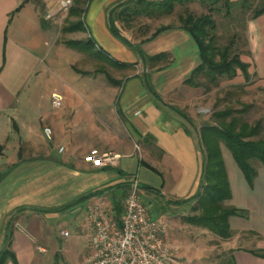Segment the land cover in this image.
Listing matches in <instances>:
<instances>
[{
	"label": "crops",
	"instance_id": "crops-1",
	"mask_svg": "<svg viewBox=\"0 0 264 264\" xmlns=\"http://www.w3.org/2000/svg\"><path fill=\"white\" fill-rule=\"evenodd\" d=\"M118 1L91 0L83 14L84 31L68 32L86 34L84 40L91 38L111 61L134 65L122 68L96 60L116 69V76H112L100 68L112 76L113 82L105 75L115 96H79L75 102L70 92L54 88L50 94L58 91L63 95L60 110L56 112L58 108L52 106L53 113L37 112L32 118L36 124H31L27 105L41 102L35 97L38 89L34 81L50 54L46 46L54 42L48 20L51 17L33 0H0V144L3 145L0 170H6L0 180V250L6 247L11 252L6 264H51L44 255L47 249L34 242L31 231L24 225L36 222L43 213H86L88 201L109 194L107 190L83 203L67 205L94 190L116 185L115 193L126 195L131 189V179L138 180L132 169L134 166L137 169V152L141 154L140 166L150 168L148 164L161 176L159 182L147 184L144 199L149 201L150 204L146 203L155 216L166 219L168 234L173 239L183 237L181 243H203L202 238L208 232L215 243H221L225 253L230 252L223 255L224 264H264V167L261 164H255L257 176L249 184L230 151L227 149L223 155L231 189L225 205L245 211L229 217V237L187 221V217L199 214L194 208L197 199L191 197L200 188L203 163L200 137L203 124L196 127L197 116L189 110L199 99L201 87L186 83L200 63L195 40L178 27L159 32L142 42L141 48L147 56L167 52L170 63L160 69L145 67L141 57L109 30L108 9ZM123 31L134 42L144 37L137 35L135 29ZM246 33L247 52L241 58L249 64L251 76L257 78L249 87L264 88V13L247 21ZM77 69L92 77L99 71ZM144 72L148 73L149 83L161 102L145 87L141 77ZM238 77L239 83H245L241 72L235 78ZM263 97L259 104L264 110ZM99 103L102 108L95 106ZM45 127L52 129L51 138L45 135ZM12 145L13 151L25 154L8 162L6 152ZM106 152L120 155L116 166L96 168L84 161L88 154ZM156 201L160 207L155 206ZM245 234L254 237L250 241L256 248L237 244L240 236L247 237Z\"/></svg>",
	"mask_w": 264,
	"mask_h": 264
},
{
	"label": "trees",
	"instance_id": "trees-1",
	"mask_svg": "<svg viewBox=\"0 0 264 264\" xmlns=\"http://www.w3.org/2000/svg\"><path fill=\"white\" fill-rule=\"evenodd\" d=\"M89 2L90 0H74V5L70 8L67 16V24L62 28L64 33L84 31L83 14ZM194 2L203 5L206 12H192L189 6ZM179 7H183V9L178 13V24L160 25L151 31L154 21L172 15ZM223 11L225 18L246 27L248 20L264 13V0H119L108 9L107 25L111 33L137 53L144 66L150 69H160L168 65L170 63L169 54L162 52L147 56L141 48V43L169 28L184 29L195 40L200 57L199 65L186 79V83L204 87L206 91H210L224 80H233L241 72L245 83L239 85L238 88L243 90L251 82L249 64L242 60L241 54L235 47L236 39L240 38L239 33L234 32L226 42H220L221 36L218 32L219 25L215 14L223 13ZM147 20H151V22H145ZM124 28L135 29L137 35L144 37L140 41L134 42L129 35L124 33ZM149 32L150 35L147 37ZM65 43L87 53L95 60L108 62L115 67H134L133 64L117 63L106 58L104 53L96 48L91 38L67 40ZM96 72L98 71L96 70ZM104 73L108 80L113 82L112 76L107 72ZM141 77L150 94L161 102V98L149 83L148 73L144 72ZM236 92L233 88L226 89L224 100L228 105L223 109H214L211 112L210 121L200 128L203 145L200 188L194 197H191V199H197V205L194 208L199 210V214L187 217V221L190 223L206 227L224 238L231 235L229 217L244 214L245 211L225 205V201L231 197V189L221 145L223 144L230 151L249 184H252L257 176V169L253 161H259L264 167V117L252 121L244 117L254 108L253 103H243L236 99L240 104L239 108L229 104L230 98L236 95ZM2 152L3 145L0 144V155ZM146 166L154 169L148 164ZM4 174L0 172V180ZM115 186L111 185L86 193L67 206L83 203L107 190L120 210L117 198H123L127 194L118 196L115 193ZM10 255L11 252L6 247L2 248L0 264H6Z\"/></svg>",
	"mask_w": 264,
	"mask_h": 264
},
{
	"label": "rangeland",
	"instance_id": "rangeland-1",
	"mask_svg": "<svg viewBox=\"0 0 264 264\" xmlns=\"http://www.w3.org/2000/svg\"><path fill=\"white\" fill-rule=\"evenodd\" d=\"M33 1L37 2L40 9H43V12H45V15H47V17H51L48 20L52 25V38L54 42L50 46H46V50H49L50 54H48V57L42 64V68L40 69L42 72L37 78H35L34 81L36 84L35 87H37L38 89L35 97L39 98V101L41 102L40 104L36 103L38 106L34 105L33 103H29L27 105V116L29 117V123L36 124V120H33L32 118L37 114V112L41 113L42 110H45L47 114L54 112V108H52L51 105L52 103L50 94L51 90H53L54 88H57V90L59 91L64 90L66 92H70L71 98L75 102V97L77 98L79 96H105L107 98H112L113 96H115L112 84H110V82L106 79L104 71L106 70L112 76H116V69H112L111 66H108L105 63L93 60L89 58V56L87 57L79 50H76V48L65 43V41L69 40L70 38L84 40V38L86 37V34H83L81 32H77L74 35L70 33H64L62 31L64 25L67 24V16L70 8L74 5V0L66 10L64 8H61L62 0ZM189 8L194 13L206 12V8L199 2L191 3ZM182 9L183 7H179L172 15L164 16L154 21L152 29L154 30L160 25L178 24V13L182 12ZM215 18L219 25L218 32L221 36L220 42H226L228 37L234 32L239 33L240 38L236 39L235 47L241 55H244L247 52L248 42L246 27L239 25V23L233 22L229 18H225L224 11L223 13H216ZM53 47L55 48L54 50L52 49ZM77 68H89L92 71L99 69L100 71L93 73L96 76L92 77L89 74H82V72L77 71ZM100 68H104V71H102ZM256 79L257 78L252 75L251 83H254ZM241 84L242 82L239 83L238 77L229 81L224 80L220 83L219 86L212 88L210 91H206L204 87H201V93L198 96L199 99H197L194 105H192V107H190L189 109L192 111L191 114H193V116H197V118H195V121L197 123L196 127H198V125L208 123L210 121L211 112L214 109H223L228 105V103L224 100L225 90L231 88H233L237 92L236 95L230 98L229 104H232L233 107L239 108L240 104L237 103L236 99L240 100L243 103H253L254 108L251 109L249 113L245 114L244 117L247 120L251 121L263 117V106H261L259 102L262 101L261 97L264 96V88H250V84H248L246 86H248L249 88H246L245 86L243 90H240L238 86ZM95 106H97L98 108L103 107H101V103ZM36 107H38L40 110L38 111V108ZM186 109L187 108H185L184 111ZM55 110H57L56 112H58L60 108ZM13 147L14 146L12 145L6 152V158L8 162L14 161V159L25 154V152L23 151H13ZM222 148L225 151L224 152L222 150V155H224L226 154L227 148H225L223 144ZM140 155L141 154L137 152V169L135 168L136 166H134L132 169L134 173H137L138 182L140 184V187L138 188V194L144 202L149 203L148 200L146 201L144 199L146 195L143 191L144 189H146L147 184L159 182L161 176L158 172L153 171L150 168L145 167L144 165L140 166L141 164L138 162V160L140 159ZM253 163L260 165V162L257 160H254ZM5 171L6 170H0V172L2 173ZM145 180H148L151 183H148ZM156 202L155 206L160 207L158 201ZM163 208H165V210L167 209L165 204L163 205ZM86 218L87 215L85 212L77 214H72L71 212L60 214L47 213L46 215L43 213L42 215L40 214L39 220L32 224H29L28 226L26 224L24 226L31 231L34 242L47 249L48 253L44 255L50 258L51 264H80L83 255L87 251L85 236ZM163 219L166 221L164 217ZM62 230L68 231L70 235L67 237H62L60 234ZM206 234L207 235L202 238L203 243H181V241H183V237H174L175 239H173L168 234V238L171 241L178 240L175 244L179 245L180 247L182 264H224L223 255H229L230 252L227 251V253H225L226 250L221 249V243H215L216 240L213 239L212 235L208 232ZM246 236L247 237L240 236V239L238 241L240 243L237 244L243 247L256 248L253 247L250 241L251 238L254 237L249 234H247Z\"/></svg>",
	"mask_w": 264,
	"mask_h": 264
},
{
	"label": "built area",
	"instance_id": "built-area-1",
	"mask_svg": "<svg viewBox=\"0 0 264 264\" xmlns=\"http://www.w3.org/2000/svg\"><path fill=\"white\" fill-rule=\"evenodd\" d=\"M73 0H62L65 10ZM54 108L63 104V95L51 93ZM51 138L52 129L44 128ZM63 147L60 148L62 150ZM120 155L106 152L88 154L84 161L93 167L116 166ZM138 180L131 179V189L119 200L120 210L110 195L97 196L86 204L87 251L80 264H182L180 247L168 238V226L163 217L155 216L149 204L138 194ZM62 237L70 233L61 231Z\"/></svg>",
	"mask_w": 264,
	"mask_h": 264
}]
</instances>
